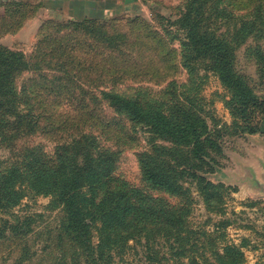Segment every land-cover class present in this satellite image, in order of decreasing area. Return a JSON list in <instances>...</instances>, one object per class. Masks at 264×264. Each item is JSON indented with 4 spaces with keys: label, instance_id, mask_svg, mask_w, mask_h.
<instances>
[{
    "label": "trees",
    "instance_id": "16d2710c",
    "mask_svg": "<svg viewBox=\"0 0 264 264\" xmlns=\"http://www.w3.org/2000/svg\"><path fill=\"white\" fill-rule=\"evenodd\" d=\"M11 3L22 10L37 8L5 2L2 23L12 17ZM114 20L53 22L126 64L133 54L126 55L131 35L110 30ZM175 23L183 33L187 58L201 60L202 68L214 73L230 93L234 117L244 123L255 120L263 101L239 74L236 53L250 43L256 56L264 58V0H186ZM57 35L41 33L30 56L0 44V151L5 157L0 160V212L6 214L36 197L50 198L59 212L53 228L38 231L28 214L10 213V220L0 219V242L9 240V253L18 254L17 263L30 264L38 256L44 264H113L130 243L143 241L147 253L162 243L174 264H243L242 247L224 242L229 221H218L214 233L190 227V209L182 202L188 189L183 185L195 186L209 212L224 214L222 196L233 189L209 180L218 167L215 156L224 153L221 138L230 130L263 133L264 116L256 126H228L208 117L195 100L164 108L100 91L104 69L85 68L72 48L54 42L62 39ZM142 35L145 44H163L156 31L143 29ZM97 72L100 75L93 77ZM50 96L71 103L77 114L61 121L50 112ZM137 127L150 138L148 149L138 155L142 179L178 197V205L114 177L121 150L134 142ZM32 237L41 239L40 249L29 244Z\"/></svg>",
    "mask_w": 264,
    "mask_h": 264
},
{
    "label": "rangeland",
    "instance_id": "374dc122",
    "mask_svg": "<svg viewBox=\"0 0 264 264\" xmlns=\"http://www.w3.org/2000/svg\"><path fill=\"white\" fill-rule=\"evenodd\" d=\"M185 1L148 0L149 6L145 7L140 14L133 15L140 16L139 19H131L132 16L108 18L116 21L110 30L128 32L131 35L130 46L132 44L134 46L133 50L129 46L126 55L131 52L133 54L126 64H122L123 60L118 56L110 58V55L104 54L102 49H96L91 41L83 38L82 35L70 34L65 27L53 22L69 20L36 17L39 8H35L37 5H32L35 9L22 10L15 6L16 3H11L9 11L12 17L6 18L5 23H2L0 18V32L5 30L0 36V44L30 56L41 33H51L53 38L56 37V33H59L57 36L62 39H56L54 42L72 48L73 56L85 68L88 65H97L100 69H104L100 73L104 79V86L108 83V88L100 87V91L112 90L128 98H137L143 103L163 105L164 108L195 100L198 106L208 113V117H213L219 124L231 126L237 122L241 127L256 126L257 120L264 116V58L260 59L256 56V48L250 43L243 45L236 53V67L239 74L248 81L253 94L263 101L256 110L255 120L251 119L244 123L234 117L229 106L231 95L221 85L218 77L204 70L201 60L191 61L187 58L189 51L184 45L183 33L175 23L184 10ZM4 3H0V15L3 9L1 5ZM237 7L242 9L243 6ZM17 11H21L23 15ZM47 21L49 22L45 24ZM139 24L143 27L142 29L139 28ZM143 29L148 33L156 31L160 36L159 41L163 44L157 46V43L151 41H149L151 44H145L142 37ZM164 57L168 58L167 63L161 62ZM119 64L121 66L114 69ZM100 73H95L93 77ZM82 76H86V73ZM112 81L117 83L112 84ZM48 102L51 105L50 112L61 121L77 114L74 105L68 104L66 100L50 96ZM206 119L210 124L209 119ZM235 131L230 130L221 138L224 153L215 156L218 167L216 173L209 176V180L222 182L233 189L222 196L224 214L209 212L202 196L193 184H189L190 182L183 185L185 189H188V194L182 202L189 206L188 221L193 230L214 233L213 226L218 221L227 220L230 226L223 231L224 242L242 247L243 264H264V197L253 191H244L227 180L228 173H240L239 162L257 165L255 158L260 157L263 150L264 132L250 134ZM133 132L134 142L131 146L122 148L113 173L114 177L170 206L178 205L180 202L178 197L154 189L142 179L138 155L148 149L150 138L149 134L140 127L134 128ZM108 142L112 143L111 140ZM156 142L160 141L156 139ZM2 156L3 152L0 151V160H5ZM50 201V198L44 197L28 198L23 200L18 208L6 214L0 212V219L10 220V213L28 214L33 217L32 227L35 230H42L45 227L53 228L59 212L57 208L50 205ZM40 240L32 237L33 243L30 241L29 244H35L34 250L40 249L38 248L41 245ZM129 245L130 249L126 254L116 258L113 264H174L162 243L155 246L151 253L146 252L143 241L141 244L130 243ZM10 250L9 240L0 242V264H19L16 261L18 254L12 255L9 253ZM39 252L38 250L37 253ZM206 255H210L208 251ZM152 257L153 259H150ZM155 257L156 260H154ZM39 260L40 257L37 256L30 264H44ZM183 263H186V260Z\"/></svg>",
    "mask_w": 264,
    "mask_h": 264
},
{
    "label": "crops",
    "instance_id": "0c3cea01",
    "mask_svg": "<svg viewBox=\"0 0 264 264\" xmlns=\"http://www.w3.org/2000/svg\"><path fill=\"white\" fill-rule=\"evenodd\" d=\"M8 1L37 5L39 8L36 17L64 20L133 16L149 6L148 0H0V3ZM253 167L259 171L257 165Z\"/></svg>",
    "mask_w": 264,
    "mask_h": 264
},
{
    "label": "water",
    "instance_id": "95a60500",
    "mask_svg": "<svg viewBox=\"0 0 264 264\" xmlns=\"http://www.w3.org/2000/svg\"><path fill=\"white\" fill-rule=\"evenodd\" d=\"M258 172L251 165L238 163L240 173H228L227 180L244 191H253L264 197V147L260 157L255 158Z\"/></svg>",
    "mask_w": 264,
    "mask_h": 264
}]
</instances>
